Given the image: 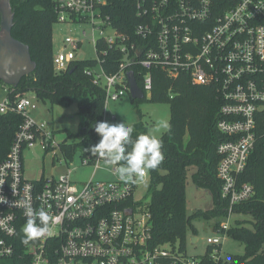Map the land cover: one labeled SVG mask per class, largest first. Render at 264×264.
Instances as JSON below:
<instances>
[{"label": "built area", "instance_id": "1", "mask_svg": "<svg viewBox=\"0 0 264 264\" xmlns=\"http://www.w3.org/2000/svg\"><path fill=\"white\" fill-rule=\"evenodd\" d=\"M51 1L58 23H86L109 31L94 43L101 75L93 69L87 72L104 88L106 100L128 94L127 73L133 67L139 69L143 94L152 91L154 69L172 79L186 73L192 84L214 89L219 102L216 128L224 137L216 147V177L227 214L234 216V207L253 195L252 185L240 183L239 177L255 148L264 115V0ZM121 3L123 12H131V34L115 27ZM98 40L121 56L113 74L102 68L107 51L97 49ZM62 44L71 50L53 55L57 74L76 60L73 51L81 42L66 37ZM10 88L0 86L5 93L0 114H17L23 121L0 164V259L14 258L18 264H205L204 257L153 243L151 215L134 199L139 177L127 182L90 178L78 185L68 169L57 177L25 178L23 150L37 142L46 143L47 150L50 132L30 117L35 105L26 95L9 99ZM102 162L96 155L82 159V166L93 168L94 174ZM29 206L37 212L43 209L50 219L48 231L24 245ZM219 235L207 238L208 247H221ZM217 255L213 251L212 261L219 259Z\"/></svg>", "mask_w": 264, "mask_h": 264}, {"label": "trees", "instance_id": "2", "mask_svg": "<svg viewBox=\"0 0 264 264\" xmlns=\"http://www.w3.org/2000/svg\"><path fill=\"white\" fill-rule=\"evenodd\" d=\"M10 5L14 13L12 37L29 47L36 68L17 87L10 88L12 91L8 94L9 99L32 93L36 98L47 101L51 107H68L77 102L82 122L75 134L67 133V138L73 142L62 143L58 147L67 160L76 154L81 160L93 159L96 155L87 149L100 139L93 127L96 122H103L106 105L104 88L87 73L97 66V62L75 60L65 71L55 73L52 28L57 20L52 1L10 0ZM117 5L115 27L122 33L131 34V12H123L122 3ZM96 47L107 51L102 62L105 73H115L121 58L119 53L108 50L99 40ZM132 70L142 90L139 69L133 67ZM151 73L153 85L148 101L154 104L166 103L170 110V128L159 137L164 159L157 168L147 170L148 202H140L151 215L153 243L170 244L187 255V228L191 226L192 220L200 216L213 221L210 225L214 233L226 234L244 247V254L232 256L231 261L237 264H264V115L260 116L255 148L239 177L240 183L252 185L253 195L233 209L236 215L251 219H235L234 225L225 230L222 224L228 204L221 197L216 177V147L224 137L216 128L219 102L215 91L211 87L192 84L186 73L181 72L173 79L162 69H154ZM2 84L0 82V86ZM131 101L137 106L145 98ZM22 121V117L17 114H0V164L13 145ZM132 127V139L140 133H148L140 116ZM188 173L195 187L208 191L212 197L213 209L207 213H187ZM220 249L208 247L205 264H228L221 259L214 262L210 258L213 251L219 253ZM0 264H18V261L14 258L0 259Z\"/></svg>", "mask_w": 264, "mask_h": 264}, {"label": "rangeland", "instance_id": "3", "mask_svg": "<svg viewBox=\"0 0 264 264\" xmlns=\"http://www.w3.org/2000/svg\"><path fill=\"white\" fill-rule=\"evenodd\" d=\"M104 36L109 35V31H100L86 23H58L56 22L52 28L53 51L57 54L61 51L68 52L69 47H64L62 42L66 37H70L81 44L77 50L73 51L77 61H96L97 53L95 50V41ZM93 72L100 76L101 70L98 66L93 67ZM26 97L35 105V109L30 112V117L37 123L45 124L50 132L49 147L46 143H35L32 148L23 150V171L24 176L28 180H38L42 177H57L65 173L68 169L72 170L71 178L74 183L80 185L90 178L99 181H114L119 179L116 171L117 166H111L100 163L99 169L93 174V168L83 167L82 160L79 155H74L70 160L61 154L57 145L73 141L67 138V133L75 134L82 122L81 116L78 114L77 102L68 107L54 106L51 107L47 101L36 98L32 93H26ZM5 93L0 89V101L4 98ZM150 95L146 93L145 101L139 102L136 106L131 101L128 94L117 101L106 100L105 116L103 121L115 124L125 122L126 125L133 126L139 116L148 129V133L152 132L157 121L166 120L169 123L170 110L166 103L154 104L149 102ZM167 129H162L154 133L158 138L162 136ZM148 179L137 178V186L134 193V199L142 203L148 202L147 190ZM186 210L189 215L193 213H207L213 209V201L210 193L195 187L190 178L187 177L186 185ZM226 215L223 224L228 229L233 226L235 219H251L248 216ZM213 221L206 220L204 217H198L197 220L191 221V226L187 228L185 251L188 256L202 258L208 253V245L206 240L208 237L216 236L212 231L210 223ZM248 227L251 226L248 224ZM225 228V230H227ZM195 237L197 241L192 244L190 239ZM223 240L220 252L217 257L226 263L231 261L232 256L243 255L244 247L234 241L229 236L219 235ZM217 258V259H218Z\"/></svg>", "mask_w": 264, "mask_h": 264}, {"label": "clouds", "instance_id": "4", "mask_svg": "<svg viewBox=\"0 0 264 264\" xmlns=\"http://www.w3.org/2000/svg\"><path fill=\"white\" fill-rule=\"evenodd\" d=\"M93 128L100 139L87 151L103 158L105 164L117 166L119 178L125 182L144 177L147 170L157 168L164 159L162 142L154 133L170 128L166 120L157 121L152 132L140 133L135 139H132L134 128L124 121L115 124L96 122ZM25 215L31 218L23 227L25 235L21 243L28 245L30 240L48 231L50 218L43 209L37 212L30 206L25 209ZM37 218L40 224L37 223Z\"/></svg>", "mask_w": 264, "mask_h": 264}, {"label": "water", "instance_id": "5", "mask_svg": "<svg viewBox=\"0 0 264 264\" xmlns=\"http://www.w3.org/2000/svg\"><path fill=\"white\" fill-rule=\"evenodd\" d=\"M14 13L10 0H0V82L15 88L20 81L35 71L36 64L31 59L29 47L12 37ZM128 95L133 100L142 99L144 94L139 88L133 72L127 73ZM194 244L197 239L191 237ZM228 264H237L230 261Z\"/></svg>", "mask_w": 264, "mask_h": 264}, {"label": "crops", "instance_id": "6", "mask_svg": "<svg viewBox=\"0 0 264 264\" xmlns=\"http://www.w3.org/2000/svg\"><path fill=\"white\" fill-rule=\"evenodd\" d=\"M203 191V190H202Z\"/></svg>", "mask_w": 264, "mask_h": 264}]
</instances>
